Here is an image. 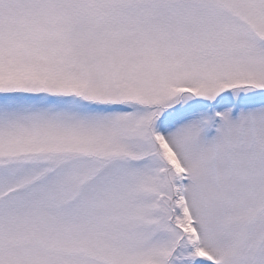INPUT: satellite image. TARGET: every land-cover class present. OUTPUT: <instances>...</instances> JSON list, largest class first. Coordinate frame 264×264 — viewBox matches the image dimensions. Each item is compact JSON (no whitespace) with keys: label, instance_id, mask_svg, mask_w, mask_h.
Instances as JSON below:
<instances>
[{"label":"snow or ice","instance_id":"obj_1","mask_svg":"<svg viewBox=\"0 0 264 264\" xmlns=\"http://www.w3.org/2000/svg\"><path fill=\"white\" fill-rule=\"evenodd\" d=\"M0 264H264V0H0Z\"/></svg>","mask_w":264,"mask_h":264}]
</instances>
